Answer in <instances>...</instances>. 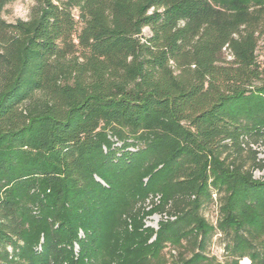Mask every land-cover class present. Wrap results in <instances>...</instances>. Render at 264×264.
<instances>
[{
	"label": "trees",
	"instance_id": "16d2710c",
	"mask_svg": "<svg viewBox=\"0 0 264 264\" xmlns=\"http://www.w3.org/2000/svg\"><path fill=\"white\" fill-rule=\"evenodd\" d=\"M14 1L0 264H166L183 242L172 264H264V159H243L264 137V0H37L10 22ZM216 232L224 262L205 254Z\"/></svg>",
	"mask_w": 264,
	"mask_h": 264
},
{
	"label": "rangeland",
	"instance_id": "374dc122",
	"mask_svg": "<svg viewBox=\"0 0 264 264\" xmlns=\"http://www.w3.org/2000/svg\"><path fill=\"white\" fill-rule=\"evenodd\" d=\"M39 4L37 0H15L11 4H9L5 11L3 12V17L10 22H14L18 19L20 20H29L31 17L35 15ZM144 33L148 34L149 30L146 28L144 29ZM256 55L259 61L264 60V41L261 39L258 42L256 48ZM229 58V56H228ZM245 149L250 148L251 153L248 150H245L246 153L244 154V160L250 163L251 156L255 155L257 159H264V137L255 141V143L248 139V142L244 144ZM253 176L255 178H262L264 179V169L262 170H255L253 172ZM213 201L207 203L203 209L202 214L208 221L214 222L218 216V204L215 200L217 198L216 195H213ZM156 199V198H155ZM215 199V200H214ZM148 204V200L146 202ZM161 219V215L158 213H152L145 217L144 223L145 226H150L154 229H157L158 221ZM227 242V237L224 236L220 232H216L212 235L207 247L205 254L209 258H213V260L218 262H224L225 260H229V256L226 254L224 246ZM190 246L186 242H183L182 245L178 248H175L169 244H167L162 252L161 255L165 259L166 264H172L175 260H178L179 253H182L184 257H189L191 255ZM244 258L239 261V264H242ZM248 264L247 262H244Z\"/></svg>",
	"mask_w": 264,
	"mask_h": 264
},
{
	"label": "built area",
	"instance_id": "2783aa9c",
	"mask_svg": "<svg viewBox=\"0 0 264 264\" xmlns=\"http://www.w3.org/2000/svg\"><path fill=\"white\" fill-rule=\"evenodd\" d=\"M245 259H248V258H244L243 261H242V264H245V263H244ZM248 261H249L248 264H250V260H249V259H248ZM240 262H241V261H240Z\"/></svg>",
	"mask_w": 264,
	"mask_h": 264
}]
</instances>
